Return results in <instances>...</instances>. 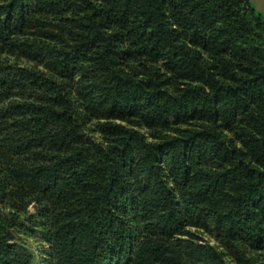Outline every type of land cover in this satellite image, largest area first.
Here are the masks:
<instances>
[{
  "label": "trees",
  "instance_id": "trees-1",
  "mask_svg": "<svg viewBox=\"0 0 264 264\" xmlns=\"http://www.w3.org/2000/svg\"><path fill=\"white\" fill-rule=\"evenodd\" d=\"M263 66L246 0H0V264H264Z\"/></svg>",
  "mask_w": 264,
  "mask_h": 264
},
{
  "label": "rangeland",
  "instance_id": "rangeland-1",
  "mask_svg": "<svg viewBox=\"0 0 264 264\" xmlns=\"http://www.w3.org/2000/svg\"><path fill=\"white\" fill-rule=\"evenodd\" d=\"M246 3L253 4L259 11L264 13V0H246ZM32 211L34 207H30ZM195 231L202 235L205 240L214 242V239L207 233L203 231H199L195 229ZM21 237V241H23L34 253L36 257V264H45V260L47 259V249L49 248V244L47 241L41 236L40 233L33 232L31 234H25L19 232Z\"/></svg>",
  "mask_w": 264,
  "mask_h": 264
},
{
  "label": "water",
  "instance_id": "water-1",
  "mask_svg": "<svg viewBox=\"0 0 264 264\" xmlns=\"http://www.w3.org/2000/svg\"><path fill=\"white\" fill-rule=\"evenodd\" d=\"M260 77H264V66L262 67V69H261V72H260V73H258V75H257V76H255V77L251 78L250 80H253V79H258V78H260Z\"/></svg>",
  "mask_w": 264,
  "mask_h": 264
}]
</instances>
